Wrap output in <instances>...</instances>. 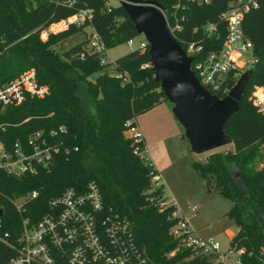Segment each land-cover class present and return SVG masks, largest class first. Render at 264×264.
Segmentation results:
<instances>
[{"label":"trees","instance_id":"obj_1","mask_svg":"<svg viewBox=\"0 0 264 264\" xmlns=\"http://www.w3.org/2000/svg\"><path fill=\"white\" fill-rule=\"evenodd\" d=\"M109 1L76 0L69 7L58 0H0V86L32 68L37 82L48 87L46 98L26 95L20 104L0 111V142L10 150L14 143L24 145L30 134L42 131L57 149L52 161L35 174L0 171L2 229L10 234L7 242L0 241V264L15 255L10 245L16 243L22 217L37 221L49 212L51 199L68 188L83 192L90 182L98 187L105 209L131 221L136 242L146 250L149 264H221L215 261L216 254L184 247L181 237L171 233L181 217L175 215L173 204L160 206L165 192L163 185H152L151 171L155 170L142 155L144 141L134 142L124 133L127 120L136 126L138 115L167 99L154 79L148 44L117 58L114 73L106 71L109 63H100L106 50L137 35L125 10L119 3L107 7ZM156 1L164 7L166 18H172L175 0ZM231 1L186 2L178 11L185 20L175 36L182 48L200 41L202 54L218 49L224 34L220 14ZM256 1L257 6L243 19V31L253 45L256 62L239 101L242 111L233 113L223 127L232 149L213 152L204 162L192 163L208 191L232 202L226 215L234 220L237 231L229 250L243 249L237 264H264V114L251 100L256 86L264 89V0ZM82 8L92 11L91 22L56 26L42 38V31ZM207 23L216 24L219 37L205 35L202 27ZM86 25L102 41L104 52L88 51L90 37L61 53L53 49ZM94 72L98 75L93 83L87 76ZM234 84L231 79L227 88ZM32 191L37 192L36 197L26 199L19 213L12 199Z\"/></svg>","mask_w":264,"mask_h":264},{"label":"built area","instance_id":"obj_2","mask_svg":"<svg viewBox=\"0 0 264 264\" xmlns=\"http://www.w3.org/2000/svg\"><path fill=\"white\" fill-rule=\"evenodd\" d=\"M58 2L71 7L76 0H58ZM186 2L207 4L209 0H175L172 6V18H166L164 15L166 27L174 38L182 29L181 22L185 17L178 11L185 8ZM111 4L112 1L106 2L107 7ZM256 6V0H233L229 3L226 10L220 14L224 34L218 49L202 54L203 44L200 41L187 44L186 54L192 56L194 62L192 71H195L194 74L200 84L210 93L227 95L232 88H227L228 81L233 79L236 83L242 73L251 70L255 64L253 45L243 31V19ZM91 20L92 11L82 8L53 27L66 28L70 24L79 26ZM202 28L207 37L215 34L219 37L215 23H207ZM52 31L54 29L47 28L42 33L47 37ZM145 44L146 41L140 42L138 47H143ZM87 49L92 52H104V45L94 31L90 34ZM196 56L200 57L196 58ZM100 63H106L105 56L101 58ZM255 88L251 100L264 114V89L260 86ZM47 93V88L38 84L33 69L24 71L0 86V111L9 105L20 104L26 95L40 97ZM131 122L132 120L125 122L124 133L129 134L134 142H138L142 140L141 134ZM53 133L50 131L49 134L53 135ZM56 150V147L49 144L42 131L30 134L24 145L19 142L14 143L10 150H6L0 142V171L11 175L35 174L40 167H45L52 161ZM142 155L148 162L144 152ZM149 166L152 167L150 163ZM151 180L154 188L162 185L161 177L155 171H151ZM36 195L37 192L32 191L24 197L12 199V203L16 210L22 213L26 199L34 198ZM165 205L166 202L160 203V206ZM0 210H2L0 241L7 242L10 234L2 229L1 204ZM191 211L197 213L198 208L193 206ZM171 233L181 237L184 247L206 255L216 254L215 261L222 260L219 243L213 239L196 236L186 220L181 218L171 228ZM16 239V243L10 245L15 249V255L3 264H149L150 262L146 250L136 242L131 221L111 209L104 208L100 191L94 182L88 183L83 192L79 193L74 188H68L61 195L51 199L49 212L35 222H31L28 217H22ZM232 251L234 250H229V253ZM237 251L240 254L243 249ZM238 262L239 259L235 261L236 264Z\"/></svg>","mask_w":264,"mask_h":264},{"label":"rangeland","instance_id":"obj_3","mask_svg":"<svg viewBox=\"0 0 264 264\" xmlns=\"http://www.w3.org/2000/svg\"><path fill=\"white\" fill-rule=\"evenodd\" d=\"M112 3L116 4L119 1L112 0ZM49 28L56 29L57 27L51 25ZM61 28L64 27L61 26ZM92 32L91 26L86 25L83 31L57 43L53 49L61 53L83 39L89 38ZM42 38H45L44 33H42ZM129 40L123 41L103 53L105 62L109 63L106 68L108 73H114V61L117 58L134 50L140 42L145 41L142 34H137ZM28 70H32V68ZM97 75V72L91 73L87 79L94 83ZM39 85L48 90L46 85ZM255 91L256 88L252 90L251 96ZM47 94L38 98H46ZM135 120L142 131L146 145L144 154L162 175L161 183L163 182L166 205H174L178 216L188 222L196 236L213 239L219 243V254L223 257L220 260L221 264H236L239 251L234 250L229 253V248L237 226L234 220L226 215L232 202L213 191H208L205 180L192 166L195 161L204 162L213 152L232 149V145L203 154L192 152L184 135V129L174 117L172 104L168 100L161 101L149 111L138 115ZM125 135L130 138L129 134ZM193 206L198 208L197 213L191 211Z\"/></svg>","mask_w":264,"mask_h":264},{"label":"water","instance_id":"obj_4","mask_svg":"<svg viewBox=\"0 0 264 264\" xmlns=\"http://www.w3.org/2000/svg\"><path fill=\"white\" fill-rule=\"evenodd\" d=\"M118 1L148 44L154 79L172 104V113L183 127L191 151L203 154L232 145L223 127L233 113L242 111L239 101L252 70L242 73L225 97L210 93L191 69L193 57L168 31L164 7L156 0Z\"/></svg>","mask_w":264,"mask_h":264},{"label":"crops","instance_id":"obj_5","mask_svg":"<svg viewBox=\"0 0 264 264\" xmlns=\"http://www.w3.org/2000/svg\"><path fill=\"white\" fill-rule=\"evenodd\" d=\"M135 121H136V120H135ZM136 127H137L138 131H139L140 134H141L142 140L144 141L142 131H141L139 125H137V123H136ZM144 143H145V142H144ZM145 146H146V145H145ZM144 155H145V154H144ZM145 157H146V159L148 160V158H147L146 155H145ZM148 162L152 165L153 169H154L155 171H157V173L160 175V177H161V181H162V179H163V178H162V175H161V174L159 173V171L155 168V165H154L153 163H151L149 160H148ZM162 185H163V182H162ZM175 215H178L177 212H175Z\"/></svg>","mask_w":264,"mask_h":264}]
</instances>
